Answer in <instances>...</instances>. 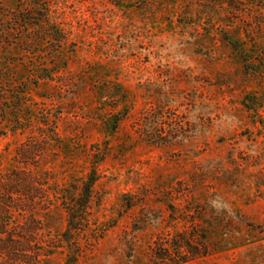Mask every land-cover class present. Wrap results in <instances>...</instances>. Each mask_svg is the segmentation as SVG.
<instances>
[{"label":"rangeland","instance_id":"rangeland-1","mask_svg":"<svg viewBox=\"0 0 264 264\" xmlns=\"http://www.w3.org/2000/svg\"><path fill=\"white\" fill-rule=\"evenodd\" d=\"M260 61L264 0H0V65L36 120L0 136V264H63L58 193L99 151L77 264H264V140L243 102L264 115Z\"/></svg>","mask_w":264,"mask_h":264},{"label":"trees","instance_id":"trees-1","mask_svg":"<svg viewBox=\"0 0 264 264\" xmlns=\"http://www.w3.org/2000/svg\"><path fill=\"white\" fill-rule=\"evenodd\" d=\"M50 31L52 32L53 39L57 43L62 44L65 40L64 35L54 27H52ZM226 39L232 48L240 49L241 43H239L237 39L231 37ZM244 62L247 63L248 60L244 59ZM257 66H259L258 68L264 74V63L260 61ZM13 67L14 65L10 62L1 63L0 65V136L7 133L25 131L28 128L31 129L33 123L36 122L34 115H25L24 111V97L32 95V89L25 87V80L20 81L19 79V81H16L15 78L17 77L13 72ZM42 71L44 74L40 75V80L46 81L51 79L53 74L52 71L51 73H47L45 69ZM254 100L255 99H252L250 96H247L243 102L254 122L258 124L264 140V115L260 113V103H255ZM249 104H254V107ZM120 120L121 117L119 115H112L111 118L108 119V125L110 126V131L108 132L109 136L113 134ZM99 152L100 153L93 155L90 159L89 169L82 181H80V184L69 182L68 185L58 193V199L66 217L65 228L59 236L61 243L60 248H62L65 253L63 264H77V260L86 244L81 242V237L84 235L85 231L89 229L91 224L89 206L92 199L93 188L99 179V165L104 158V152ZM11 194L19 195L20 192L18 189H14ZM3 203L4 202L1 200L0 205ZM3 225V222L0 221V255H3L7 251V244L9 243V238L5 236V232L3 231ZM111 226L112 225H108L102 230H107ZM96 239V236H94L93 240ZM88 242H90V240Z\"/></svg>","mask_w":264,"mask_h":264},{"label":"clouds","instance_id":"clouds-1","mask_svg":"<svg viewBox=\"0 0 264 264\" xmlns=\"http://www.w3.org/2000/svg\"><path fill=\"white\" fill-rule=\"evenodd\" d=\"M211 206L215 208L217 211L227 210L229 213H231L230 206L227 203H224L220 200H213L211 202Z\"/></svg>","mask_w":264,"mask_h":264}]
</instances>
